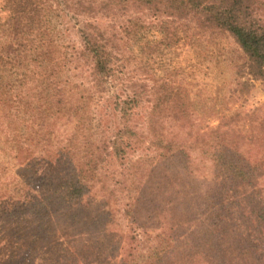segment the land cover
Wrapping results in <instances>:
<instances>
[{
  "label": "trees",
  "instance_id": "obj_1",
  "mask_svg": "<svg viewBox=\"0 0 264 264\" xmlns=\"http://www.w3.org/2000/svg\"><path fill=\"white\" fill-rule=\"evenodd\" d=\"M4 1L9 9V17L0 25V105L4 110H1L4 119L7 122L12 119L10 126L14 137L10 143L18 146L20 139L25 137L27 145L21 150H27L26 156H29L37 137L34 134L26 135V127H20L16 122L18 113L9 111L10 103L17 99L11 93L16 87L31 85L35 97L41 100L36 107L34 122L45 123L56 113L69 117L75 115L78 119L76 133L69 145L50 156L60 165L56 179L59 180L53 183L49 194L40 193L33 179L24 181L22 188L26 194L21 197L18 189L17 195H13V200L17 202L12 210L15 214L20 212L18 205L21 200L28 203L27 210L39 218L46 216L43 213L55 203L59 206L86 207L96 196L97 184L105 183L101 170L103 157L111 152L118 159L125 158V147L130 148L147 140V150L153 151V155L130 159L125 171L132 184L129 193L138 191L136 196L130 195V199L141 200L144 207L150 204L151 210L157 205L153 198L146 195L147 187L142 185L143 177L146 178L144 175L150 173L147 168L151 165L152 170L163 167L167 172L180 173L186 171L190 164L187 143L160 134L162 124L159 120L168 117L164 112H170L172 119H183L189 106L186 87L172 78L183 71L179 58L173 66L171 64L169 49L173 45L178 51L177 56H180L182 48L188 45L195 47L196 41H201L198 45H214L211 39L217 32H228L246 55L243 69L247 75L251 79H264V0H124L130 10L141 7L154 9L153 18L156 20L147 21L142 16L130 18L120 27L121 31L114 26L110 30H103L99 24L86 21L80 28L83 46L76 58L89 71L82 75L85 85L81 87V83L75 91L65 92L66 95L61 93L63 91L58 82L59 70L63 65L54 58L57 45L48 32L50 23L54 18L60 19L59 12L66 10V5L72 9L76 4L83 6L82 2ZM91 4L92 9L98 5L96 1ZM190 17L198 18V25L182 23ZM178 25L184 30L179 29ZM189 30L196 33L190 36ZM126 44L127 56L123 49ZM130 62L138 66L139 74H148L153 78L152 88L143 83L138 75L126 76ZM240 85L244 88L248 83L242 82ZM105 97L111 99V108L118 112L122 125L117 128L113 138L105 139L102 136L99 139L96 135L98 125H94L97 114L92 106L101 104ZM143 102L152 103L146 122L148 131L145 133L148 136L131 123L135 110ZM18 103L14 106L16 110ZM30 110L26 109L27 112ZM262 126L264 130V124ZM240 132V128L232 125L225 130L221 124L211 129L204 142L197 145L223 171L222 177L216 181L217 190L210 197L205 213L208 215H204L211 238L206 245L203 241L205 250L200 252L191 246L189 250L187 244L181 249L182 237L177 233L178 227L164 228L155 235L148 231L140 235L130 227L131 234L126 235L120 247L121 258L115 264H180V261L192 264V261L199 259L202 264H264V193L256 184L257 179L264 176V153L254 156L252 151L246 149V137ZM36 133L39 134V131ZM261 140L264 143V135ZM65 163L67 177L61 175ZM162 171L157 174L160 175ZM133 177L137 180L134 181ZM248 186L251 190L247 189ZM102 189H105V185ZM126 213L132 220H137L133 205ZM151 218L152 215H149L148 220ZM233 238L242 247L237 257L224 247V243ZM148 247V253L144 254L143 248ZM85 248L86 245L73 251V254L83 255ZM63 264L84 263H77L73 259Z\"/></svg>",
  "mask_w": 264,
  "mask_h": 264
},
{
  "label": "rangeland",
  "instance_id": "obj_2",
  "mask_svg": "<svg viewBox=\"0 0 264 264\" xmlns=\"http://www.w3.org/2000/svg\"><path fill=\"white\" fill-rule=\"evenodd\" d=\"M71 1L82 2L83 6L76 4V9H69L66 5V10L59 12L60 19L54 18L50 23L48 32L57 45L54 58L63 65L59 70L58 82L63 91L61 93L65 95L69 90L75 91L81 83L83 87L85 82L82 75L89 71L76 58L83 46L80 28L86 21L99 24L103 30H110L114 26L121 31L120 27L130 18L142 16L147 21L156 20L153 18L154 9L141 7L130 10L124 0ZM92 1L98 4L94 9L91 8ZM8 11L5 1L0 0V25L9 17ZM187 20L182 23L192 22L196 26L199 22L198 18L190 17ZM180 28L183 29L179 26ZM195 33L196 31L192 33L189 30L190 36ZM211 40L214 45L202 46L198 45L201 41H196L195 47L188 45L182 48L179 51L180 56H177L178 51L174 45L169 49L172 66L177 58L181 61L183 71L180 75L174 74L172 78L186 87L189 106L186 107L187 115L183 119H172L170 112H164L168 117H161L159 120L162 124L160 134L186 142L190 164L186 171L180 173L167 172L163 167L152 170L151 165L147 168L150 173L144 175L146 178L143 177L142 185L147 187L146 195L157 204L153 205L152 210L150 204L144 207L141 200L130 199V195L136 196L138 191L129 193L132 184L125 171L130 159H138L140 155H153V151L151 153L147 150V140L130 148L125 147V158L118 159L110 151L103 157L101 170L105 183L97 184L96 196L86 207L59 206L55 203L50 206V210L43 213L46 216L39 218L27 210L28 203L21 200L18 205L20 212H12L17 204L13 195H17L18 189L22 193L21 197L26 194L22 188L24 181L33 179V185L42 194L51 192L53 183L59 180L56 179L59 177L60 165L52 161L50 156L69 145L78 124L75 115L69 117L62 113L54 114L45 123L34 122L36 107L41 103L35 97L34 89L27 85L12 90V96L17 98L15 101L19 102V106L18 110L14 109L17 103L14 101L10 103L9 111L18 113L16 122L20 127H26V135L34 134L37 137L29 156H26L27 150H21L27 145L25 137L20 139L18 146H13L10 143L14 137L10 126L12 119L9 122L4 119V110L0 105V264H63L73 259L84 264H115L121 258L120 247L126 240V235L131 234L130 227L135 228L140 235H144L146 231L155 235L164 228L178 227L177 233L182 237L181 249L187 244L189 250L190 246L200 252L205 250L204 247L211 238L205 226L207 219L204 215H208L205 213L210 197L217 190L216 181L222 177L223 171L210 157L203 154L197 147L198 143L204 142L211 129L222 124L226 130L232 125L241 129L240 133L246 137L245 147L254 156L264 153V143L261 140L264 135V79H251L247 75L243 69L246 55L228 32H217ZM123 49L126 56L129 55L127 44ZM137 68L135 63L130 62L126 76L138 75L143 83L152 88L153 78L148 77V74H139L141 72ZM242 82H247L248 85L243 88L240 85ZM110 100L105 97L101 104L95 103L92 106L93 112L97 114L94 125H98L99 131L96 135L99 139L102 136L105 139L113 138L117 128L122 125L118 112L111 108ZM28 102H32L31 106ZM29 108L31 110L27 112L26 109ZM151 109L152 103L143 102L135 110L131 122L144 133L148 131L146 122ZM38 131L39 134L36 133ZM65 169L66 163L65 168L61 169L63 177H67ZM159 171H162L160 175L157 174ZM136 180L135 177L134 181ZM256 184L264 193V176L257 179ZM247 189L251 190V187L248 186ZM132 205L137 212L135 221L126 213ZM149 215L153 217L150 220ZM84 245L87 248L83 255L75 256L73 251ZM224 247L229 248L234 257L242 249L235 242V238L227 244L224 243ZM148 251L149 247L143 248L144 254ZM193 262L202 264L200 259L192 261V264ZM179 263L186 264L185 261Z\"/></svg>",
  "mask_w": 264,
  "mask_h": 264
}]
</instances>
